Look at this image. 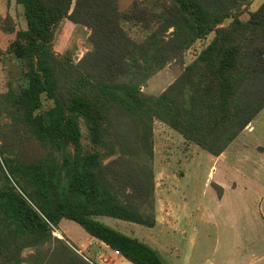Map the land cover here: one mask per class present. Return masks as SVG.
I'll use <instances>...</instances> for the list:
<instances>
[{"label": "trees", "instance_id": "16d2710c", "mask_svg": "<svg viewBox=\"0 0 264 264\" xmlns=\"http://www.w3.org/2000/svg\"><path fill=\"white\" fill-rule=\"evenodd\" d=\"M250 1H135L122 10L119 0H14L25 25L0 50L22 68L0 93V115L12 122L0 129V264H24L25 249L35 250L28 264H89L53 235L62 219L131 264H164L148 243L98 218L155 225V120L218 156L264 107V0L245 11ZM65 19L90 30L77 62L53 48ZM125 22L147 35L137 41ZM210 34L159 94L140 89ZM23 140L30 150L18 154L12 145Z\"/></svg>", "mask_w": 264, "mask_h": 264}, {"label": "rangeland", "instance_id": "374dc122", "mask_svg": "<svg viewBox=\"0 0 264 264\" xmlns=\"http://www.w3.org/2000/svg\"><path fill=\"white\" fill-rule=\"evenodd\" d=\"M1 1H5L6 9L12 7L11 1L14 3ZM135 1L151 8L156 0H119V7L126 10ZM262 1L251 0L245 11L255 10ZM247 16L245 13L242 18ZM24 25L20 7L12 13H0L1 51L13 38L14 30ZM123 25L137 41L148 33L132 22ZM12 27L13 32L7 31ZM89 34L85 26L65 19L58 26L53 48L77 62L91 47ZM211 37L197 40L182 57L149 77L140 89L146 94H159ZM21 69V62L0 56V93L7 89L8 80L15 81L21 75ZM10 125L12 122L0 115V129ZM81 127L83 141L88 142L86 128ZM23 146L29 152L25 140L12 148L21 154ZM152 151L148 165L152 171L155 225L146 227L104 216L98 219L148 243L164 264H264V107L216 157L186 142L158 120L152 124ZM53 235L89 264H131L117 253L100 257L99 242L84 244L92 236L72 220L62 219ZM33 254L34 249L23 250L24 264Z\"/></svg>", "mask_w": 264, "mask_h": 264}, {"label": "crops", "instance_id": "0c3cea01", "mask_svg": "<svg viewBox=\"0 0 264 264\" xmlns=\"http://www.w3.org/2000/svg\"><path fill=\"white\" fill-rule=\"evenodd\" d=\"M5 2V1H4ZM4 2H0V5H1V8H0V13H1V15L2 14H5V13H7V12H10V13H12L14 10H17V6H16V4H15V2L13 3V1H11V8L10 9H6V7H5V4H4ZM183 139V138H182ZM184 140V139H183ZM214 157H216V156H214ZM60 224V223H59ZM91 240H96V239H94L93 237L92 238H89L88 239V241L86 242V243H84V244H89L90 243V241ZM95 242V241H94ZM96 242H99L98 243V246L100 247V249H101V255H103V256H108V254L110 253V254H116L115 253V251L114 250H112L111 248H109L107 245H105L104 243H102V242H100V241H98V240H96ZM83 244V245H84ZM105 256V257H106ZM120 257H122V256H120ZM123 258V257H122ZM113 259V258H112ZM124 260H125V262H127V263H129L125 258H123ZM105 260H107V259H105ZM115 261V260H114ZM120 264H124L123 262H120V261H118ZM118 262H113V261H111L109 264H117Z\"/></svg>", "mask_w": 264, "mask_h": 264}, {"label": "built area", "instance_id": "2783aa9c", "mask_svg": "<svg viewBox=\"0 0 264 264\" xmlns=\"http://www.w3.org/2000/svg\"><path fill=\"white\" fill-rule=\"evenodd\" d=\"M53 228H54V227H53ZM115 253H117V252L115 251ZM117 254H118V253H117ZM101 256H102V255H100V257H101ZM84 259H85V260H88L86 257H84Z\"/></svg>", "mask_w": 264, "mask_h": 264}]
</instances>
